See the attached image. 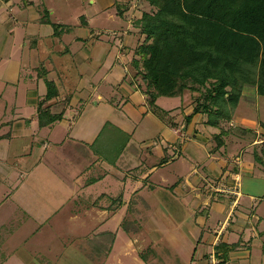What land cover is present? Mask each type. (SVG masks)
<instances>
[{"label":"crops","instance_id":"crops-1","mask_svg":"<svg viewBox=\"0 0 264 264\" xmlns=\"http://www.w3.org/2000/svg\"><path fill=\"white\" fill-rule=\"evenodd\" d=\"M119 1L72 25L79 0H0V264H264L259 103L149 106Z\"/></svg>","mask_w":264,"mask_h":264},{"label":"trees","instance_id":"trees-1","mask_svg":"<svg viewBox=\"0 0 264 264\" xmlns=\"http://www.w3.org/2000/svg\"><path fill=\"white\" fill-rule=\"evenodd\" d=\"M147 1L155 11L136 21L145 39L133 64L149 106L155 108L159 96L200 92L193 113L216 125L232 118L244 86L264 96V0ZM53 28L59 34V25ZM45 82L49 99L56 88ZM254 160L264 168V141Z\"/></svg>","mask_w":264,"mask_h":264},{"label":"rangeland","instance_id":"rangeland-1","mask_svg":"<svg viewBox=\"0 0 264 264\" xmlns=\"http://www.w3.org/2000/svg\"><path fill=\"white\" fill-rule=\"evenodd\" d=\"M117 5H134V11L135 14H139L140 12H154L155 8L150 7L148 2L146 0H120ZM98 3H92L90 0H79V3L75 4L72 9L69 11L70 13L67 15V20L70 24H75L78 21L79 15L85 14L88 16V14H91L94 12L93 9L98 8ZM95 6V7H94ZM54 19H57V17H54ZM102 22V20L100 21ZM77 32V31H76ZM186 98L190 97V100H195L198 97H200V92H192L188 89L185 91ZM242 98H241V104L239 106V110H242L244 107L248 108L247 104H250L251 106L254 105V100L256 99L259 103V107L262 110L263 118H264V96L259 95L255 92L254 87L252 86H244L242 90ZM240 100V99H239ZM243 107V108H242ZM244 110V109H243ZM246 112V110H244ZM225 123V128H234L238 130H242L241 123L232 122L230 125H228L227 121H222ZM227 123V124H226ZM259 126V125H257ZM262 134H257L258 137H260ZM132 237V236H130ZM132 264V263H131Z\"/></svg>","mask_w":264,"mask_h":264}]
</instances>
